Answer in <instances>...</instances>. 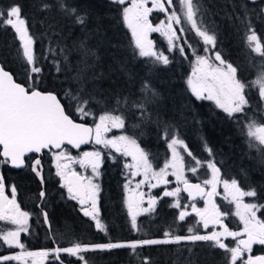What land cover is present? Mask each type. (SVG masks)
Masks as SVG:
<instances>
[{
  "label": "trees",
  "instance_id": "1",
  "mask_svg": "<svg viewBox=\"0 0 264 264\" xmlns=\"http://www.w3.org/2000/svg\"><path fill=\"white\" fill-rule=\"evenodd\" d=\"M13 2L22 6V15L35 39L37 66L42 68L36 86L44 91H54L67 107L69 100L65 98L64 93L67 90L75 92L80 87L79 82L73 79L80 73L84 78L86 93L94 97L90 107L95 115L80 118L70 109L69 114L74 119L94 125V120L98 119L103 111L115 109L114 114L123 115L126 125L116 133L135 138L149 153V159L156 170L163 167L170 156L168 145L163 138L165 125H171L179 132L180 138L196 158H209L204 150V141H207L223 176L227 179H237L243 188L247 189L249 185L256 187L259 198H252L251 201L264 204V152L250 148L242 131L246 117L264 122V102L260 101L255 88H249L247 96L250 107L244 114L229 118L213 101L197 100L192 96L186 84L194 60L192 49L200 55L205 54L202 42L193 32L184 33L188 43L192 45V49L185 45L187 58L181 56L178 51L169 53L167 42L166 45L158 43L157 48H161L171 62L166 66L154 65L150 58L134 54L130 31L120 19L123 6L112 3L111 0H65L69 7H75L80 14H86L87 19L83 26L74 23V16L65 15L57 0H45L52 5L47 10L41 8L42 0H0V9L7 8ZM199 3L202 5L204 23L216 33L215 50L221 52L224 60L237 67V75L242 81L248 83L254 80L264 65V60L247 47L245 23L251 21L258 36L264 41V13L260 11L264 8V0H199ZM81 41H84L86 49H90L94 54H87L85 49L80 47ZM62 48L65 49L63 53L60 51ZM18 49H21V42L14 29L0 25V62L18 81L27 86L28 77ZM54 61L60 62V72L56 71ZM145 80L150 82L158 95L153 103L147 105L151 120L141 122L138 110L130 105L118 106L116 100L125 97L132 101L141 100V85ZM137 124L140 127H135ZM230 147H235V150L232 151ZM67 150L78 153L69 147ZM103 152L107 154V151ZM239 153L241 156L246 154L242 164L239 162ZM50 159L52 155L46 152V196L42 207L48 212L50 236L41 209L37 206L40 184L30 168L15 170L8 165H1L5 182H13L16 185L19 201L31 216L29 231L20 235L25 250H50L55 248L56 244L65 248L70 247L73 242H132L164 235L169 224L163 223L161 231L156 230L155 211L145 219L142 217V222L138 220L137 229L132 228L131 217L123 200V179L118 177V169L111 164L101 168L99 179L100 219L106 226V233L96 230L93 223L83 218V214L75 205L76 201L61 184L54 168L49 167ZM180 195L182 200H187L182 191ZM170 202L171 197L162 196L163 208L170 205ZM163 215L167 216V209L163 210ZM257 216L264 219V209L258 211ZM143 220H146L145 223ZM8 228H12L10 222L0 221V229ZM200 245L201 243L193 242L155 244L138 247L135 254H132L129 248H118L88 251L82 255L88 264H143L144 257H148L151 264H225L223 250L209 245H205L204 249ZM17 251L16 247L9 248L0 244V255L14 254ZM59 256L65 262L82 264L77 257L66 253H60ZM3 264L22 262L13 260ZM47 264L61 263L50 254Z\"/></svg>",
  "mask_w": 264,
  "mask_h": 264
},
{
  "label": "snow or ice",
  "instance_id": "2",
  "mask_svg": "<svg viewBox=\"0 0 264 264\" xmlns=\"http://www.w3.org/2000/svg\"><path fill=\"white\" fill-rule=\"evenodd\" d=\"M112 3L123 6L120 11V19L123 25L130 31L131 47L135 55L150 58L151 63L168 65L171 61L169 56L155 49L154 42L150 39V34L161 33L168 42V52L178 51L181 56L187 58L185 45L192 49L184 36L186 32H193L203 44L204 55H200L192 49L194 60L192 61V72L186 80L188 90L197 100L213 101L216 107L222 109L229 118H234L236 114H244L250 107L247 96L249 88H255L261 102H264V65L258 72L256 78L248 83L242 81L237 73V67L223 59L221 52L216 51L217 36L215 31L210 30L203 20L202 5L199 0H111ZM59 8L65 15L74 16V23L84 25L86 14H80L75 7H69L65 0H57ZM152 6L149 7L148 5ZM126 5V6H125ZM52 5L42 0L41 8L47 10ZM156 9L165 13V20L158 25H153L149 19L150 13ZM264 13V8H261ZM246 19V14H245ZM242 22H244L242 20ZM0 25L10 26L17 34L21 42V49L18 55L25 65L28 77V84L17 83L13 75L0 65V165H11L14 168L31 167V170L40 178L43 184L42 166L39 158L30 163H26L28 154L41 153L43 150L56 149L53 153L57 164V175L63 180V186L67 188L69 196L74 200H79L81 210L87 217L95 221V227L106 233V226L98 218L97 199L100 191L99 185L93 182V176L100 175L98 168L102 162V152L100 150L85 151L81 157L73 158L66 155L65 144L80 148L81 145L94 143L102 145L106 149H114L115 152L123 156H130L133 163L125 164V168L135 169L132 176L143 175L144 179L137 183L149 184L151 188L159 185L171 183L167 177L175 176L177 185L183 184V189L179 186L171 191L165 190L164 197L176 198V203L172 207L181 208L180 192H187L191 200L197 197L205 199V207L198 208L195 203L184 205L179 212V221H184L191 213L186 209L191 207L192 212L200 219L203 227L208 229L209 225H219L222 230L211 231L207 234H199L193 227L188 228V235H172L165 232V239L137 240L132 242H108L102 244H82L73 242L70 247H55L38 252L25 251V245L20 240L22 232H28V220L30 213L22 211L17 202V188L13 184L6 186L3 175H0V221L10 222L14 228L12 230L0 229V244L9 248H19L20 252L13 255H0V264L7 261H21L28 264V258H32V264H43L50 254L59 260L60 253L77 257L82 264H88L82 253L94 250H111L118 248H129L132 254L136 253L138 247L144 245L179 243L180 241H204L210 247L223 250L225 264H264V255L252 256L254 244L264 245V219L257 216V212L264 209V204L245 203L244 198L258 199L256 187L248 186L247 190L242 188L240 182L235 179H223L221 169L217 166L213 150L204 141V150L210 157L207 161L196 159L193 153L188 150L184 140L180 138L179 132L171 125L163 128V138L171 150V159L166 160L164 166L155 170L149 159V153L141 148L137 140L128 135L113 136L108 138L106 134L111 129H124L125 119L123 115L114 114L112 111H103L98 119L94 120V127L86 123H78L69 110H74L76 116L83 118L94 116L90 104L94 97L86 93L84 78L80 73L73 79L77 80L80 87L73 92L67 90L65 98L69 100L66 107L54 91H42L36 86L42 68L37 66L38 60L34 50L35 39L30 34L26 24V19L22 15V6L18 3H11L7 8L0 9ZM51 27V25H50ZM245 42L252 53L264 60V41L258 36L251 21L245 23ZM183 41V43H181ZM80 47L85 49L87 54L91 53L86 49L84 41L80 42ZM50 51H53L50 49ZM61 53L65 49H60ZM209 53H212L211 55ZM67 61V56L64 57ZM218 62V63H217ZM56 71L60 72V62H53ZM142 99L132 101L129 97L122 100L117 98L118 106H131L139 111L141 122L151 120L148 112V104L154 102L158 93L145 80L141 85ZM135 127H140L139 124ZM242 131L247 138L250 148H257L264 152V122L255 118H247L243 124ZM181 151L186 152L194 161L195 166L187 167ZM109 157L115 159L109 152ZM61 160H75L82 167L90 166L93 176H82L74 170L68 171V164H61ZM206 168L211 172V178L201 183H191L185 176V171L195 175L199 168ZM169 169H172L169 173ZM155 179L156 183H151ZM223 186L225 199L229 197L230 203L236 207L235 216L239 217L243 227L239 231L231 230L224 219L228 213L221 212L215 204L213 197L219 195L217 187ZM6 187L10 189V196L6 194ZM128 188V185H125ZM210 189V190H209ZM41 199L45 196L42 190L39 193ZM143 193H135L127 198L128 212L131 217L133 229H137V216L141 213H152L155 210L157 197H149L148 206L142 207ZM162 198V197H161ZM84 205H90L83 207ZM45 223L48 222V213L41 210ZM228 237L233 238L234 245L225 243ZM247 254V257L245 258ZM61 264L63 262L61 261ZM143 264H151L148 257L143 258Z\"/></svg>",
  "mask_w": 264,
  "mask_h": 264
},
{
  "label": "flooded vegetation",
  "instance_id": "3",
  "mask_svg": "<svg viewBox=\"0 0 264 264\" xmlns=\"http://www.w3.org/2000/svg\"><path fill=\"white\" fill-rule=\"evenodd\" d=\"M149 7H151L152 5L151 4H149L148 5ZM149 19H150V21L152 22V24L155 26V25H158V24H160V22L161 21H164L165 20V13H162V12H160V11H158V10H156V9H154L153 10V12L152 13H150V15H149ZM162 34L161 33H158V32H154V33H151L150 34V39L154 42V45L156 46L158 43H160V44H162V41H161V39H162ZM164 37V36H163ZM165 43V42H164ZM163 43V44H164ZM16 78V77H15ZM17 80V79H16ZM94 127V126H93ZM112 133H116V132H112ZM120 135H127V134H120ZM88 146H90V145H88ZM88 146H85L84 148H82V149H80V150H78L77 152L79 153V152H81V151H84ZM141 146V145H140ZM67 147L68 146H65L64 147V149H66L67 150ZM101 152H102V162L100 163V165H99V168H98V171H99V173H100V175L98 176V177H94L93 178V182L94 183H96V184H98L99 185V188H100V182H99V179H100V176H101V168L103 167V166H105L106 164L107 165H112V166H114V167H116L117 169H118V177H121L122 179H123V183H124V191H123V186H122V192H123V194H124V204L126 205V207H127V203H126V192L127 191H129L130 189H129V187H131V189L135 192V193H142V189H137L136 187H135V182H136V179L137 180H139L140 179V181L142 180L141 179V177H142V175H137V176H135V177H132V175H131V172L129 171V169L128 168H125V164L126 163H130V156H123L121 153H117V152H115V150L114 149H106V148H104L102 145H101ZM70 148V147H69ZM141 148H142V146H141ZM70 149H72V148H70ZM73 150V149H72ZM75 151V150H74ZM103 151H107V154L106 153H104ZM46 152H48V151H45L44 153H43V157H42V172H43V178H44V169H45V164H44V155H45V153ZM54 151H49L48 153L50 154V155H52V153H53ZM71 152V151H70ZM109 152H111V154H112V156H114L115 157V159H112V158H110L109 157ZM28 157H30V159L29 158H26V163H28L29 165H30V163L35 159V157H36V155H29ZM53 161H54V158L52 157V159H50V166L49 167H53L54 168V170L56 171V173H57V169H56V167H55V165L53 164ZM9 166V165H8ZM77 168L76 169H78L79 170V168H80V171H78V170H74V171H77L80 175H82V176H88L87 175V173H83V170H82V166L79 164V163H77ZM217 166L219 167V165L217 164ZM10 167V166H9ZM11 168V167H10ZM25 168H28V167H23V168H19V169H25ZM29 168H30V170H31V167L29 166ZM69 168H71V166H69ZM74 168V167H73ZM12 169H15V168H12ZM19 169H15V170H19ZM221 169V168H220ZM31 173L34 175V177H35V179L38 181V183L40 184V190H39V193H40V191L42 190V189H44V192H45V185H44V187H42V185H41V182L38 180V178H37V176L35 175V173H33L32 172V170H31ZM0 175H3V172H2V166L0 165ZM223 174H222V171H221V176H222ZM4 177V176H3ZM59 177V179H60V182H61V184H63V180L61 179V177L60 176H58ZM224 177V176H223ZM167 179L170 181L171 179H172V176L171 175H169L168 177H167ZM4 181H5V179H4ZM191 181H198V180H191ZM171 182V181H170ZM199 182H201V181H199ZM13 183V182H12ZM12 183H6L5 182V184H6V186H11V185H13ZM44 183H45V179H44ZM202 183V182H201ZM128 185V188L126 189L125 188V185ZM145 184H147V183H145ZM173 186H172V183H169L168 185H163V184H161V185H159L158 187H156V188H151L150 186H145V188H143L144 190H149V193H150V197H157L158 199H157V203H156V207H155V213H156V217H157V219H156V225H157V229L156 230H159V231H161V229H162V227H163V223L165 224V223H168L169 224V226L168 227H166V230L164 231V232H169V233H171V234H173V233H175V234H173V235H180V236H183V235H187V234H189L188 233V228L189 227H193L194 228V230H196L197 229V232H199V234H207L208 232H211V231H220V230H222L221 228H220V226L219 225H217V226H212V225H209V227H208V229H205L204 227H203V224H202V222L201 223H197L198 221H199V217L195 214V213H193L192 212V210L191 209H188V212L189 213H191V215H189V216H187L186 218H185V220L184 221H179V219H178V214L176 213V210L171 206V205H168V206H165L166 208H163V206H162V203H161V201H162V194H163V192L165 191V190H171V188L172 189H174V188H176L178 185H177V182H176V180L173 182ZM15 185V184H14ZM183 185V184H182ZM16 186V185H15ZM166 186V187H165ZM179 186H180V184H179ZM180 188H181V186H180ZM129 189V190H128ZM152 189V190H151ZM182 189V188H181ZM143 190V191H144ZM133 191H132V194H133ZM217 191L219 192V186L217 187ZM183 192V191H182ZM101 193V188H100V191H99V193H98V199H97V208H98V218L100 219V214H101V208H100V194ZM184 193V192H183ZM6 194H8L9 196H10V189L8 188V187H6ZM185 194V193H184ZM186 195V194H185ZM45 196H46V192H45ZM44 196V197H45ZM187 196V199H188V203H194L195 201H200L202 198H197V199H195L194 201L193 200H190L189 199V197H188V195H186ZM19 193H18V189H17V196H16V199H17V202H18V204L20 205V208H21V210L22 211H25V212H28V211H26L25 209H23V205L21 204V202L19 201ZM44 197H43V199H44ZM40 199H41V197H40ZM40 199H39V201H40ZM43 199H42V202H43ZM39 201L37 202V206H38V208H40L41 210L43 209V210H46V209H44L43 207H42V203L40 204V205H38V203H39ZM76 201V207L80 210V212L83 214V211L81 210V208H82V206L80 205V203H79V200H75ZM217 206H218V208H219V210L221 211V212H226V213H228V215H227V217L224 219V223L225 224H227L228 225V227L231 229V230H233V231H239L242 227H243V225H242V223L240 222V220L237 218V216H235V211H236V208H233L232 206H233V203H230V202H221V200H219L218 201V203H215ZM83 207H88L89 208V210H90V205H84ZM198 208H202L201 207V201L199 202V207ZM127 209H128V207H127ZM166 210L167 209V216L166 217H164V215H163V210ZM29 213V212H28ZM48 213V212H47ZM147 215H149V214H145V215H142V213L140 214V215H138L137 216V222H138V220L139 221H141L142 220V217H144L143 219H145V218H147L148 216ZM168 215H171V217H168ZM83 218L84 219H86V221L87 222H90V223H93V225L95 226V221L94 220H92V218L91 217H87V216H85L84 214H83ZM48 219H49V216H48ZM43 220H44V218H43ZM101 220V219H100ZM164 220H167V222L166 221H164ZM146 221V220H145ZM145 221L143 220V222L145 223ZM49 222H50V220H49ZM101 222H102V220H101ZM142 222V221H141ZM30 223H31V216L29 217V220H28V227L30 226ZM103 223V222H102ZM179 224V225H178ZM51 225V224H50ZM45 226H46V224H45ZM137 226H139V223H137ZM46 228H47V226H46ZM51 228V227H50ZM47 230H48V233H49V236H50V234H51V229H48L47 228ZM96 230H98L97 228H96ZM164 236V235H163ZM163 236H161V237H163ZM161 237H158V238H161ZM165 237V236H164ZM185 242H193V241H183L182 243H185ZM225 243H228L230 246H235L234 245V241H233V238H231V237H228L227 239H225V241H224ZM193 243H201V245H200V247H203L204 249L206 248L205 247V245H209L207 242H204V241H195V242H193ZM169 244V243H168ZM161 245V244H160ZM252 256H261V255H264V245H259V244H254L253 245V247H252V252L250 253ZM247 257V254H246V256H245V258ZM59 261V260H58Z\"/></svg>",
  "mask_w": 264,
  "mask_h": 264
},
{
  "label": "rangeland",
  "instance_id": "4",
  "mask_svg": "<svg viewBox=\"0 0 264 264\" xmlns=\"http://www.w3.org/2000/svg\"><path fill=\"white\" fill-rule=\"evenodd\" d=\"M161 41H162V43H164V45H166V42H167V39L165 38V37H163L162 36V39H161ZM167 44H168V42H167ZM154 47H155V49H157V50H160V51H162L161 50V48H157V46H155L154 45ZM218 63V62H217ZM192 72V71H191ZM94 126V125H93ZM119 129H116V128H113V129H111V131L110 132H108L107 134H106V136L108 137V138H111V137H113V136H120V134L121 133H112V132H116V131H118ZM128 136H130V135H128ZM132 137V136H131ZM225 144H229L228 143V141H226L225 140ZM188 147V146H187ZM101 145H95L94 143H92L90 146H88L84 151H81V152H79V153H72V152H70L69 150H66V149H63L64 151H65V153H66V155H69V156H71V157H73V158H79V157H81V155H82V153L83 152H85V151H88V152H91V151H95V150H100L101 151ZM230 149L233 151V150H235V147L234 148H232V147H230ZM188 150H189V148H188ZM169 151H170V156L167 158V160H170L171 159V150L169 149ZM54 152H56V151H54ZM53 152V153H54ZM53 153H52V157L54 158V161H53V164L55 165V167H56V164H57V161H56V159H55V157L53 156ZM181 155H183L184 156V162H185V165H186V168L187 167H192V166H195V164H194V161L192 160V158L191 157H189L188 155H187V153L186 152H183V151H181ZM194 155V154H193ZM239 162L242 164V161H243V158L244 157H246V154H243V155H245V156H241V154L239 153ZM195 156V155H194ZM234 155H231V157H233ZM196 159H198V160H200V161H202V162H204V161H207V160H209L210 159V157L208 158V159H200V158H196ZM59 163H61L62 165L63 164H68L69 166H71V168H69L68 169V171H71V170H78V169H76L78 166H77V163L75 162V160H72V161H69V160H61V161H59ZM131 163H133V161H132V158L130 157V163L129 164H131ZM74 167V168H73ZM57 169V168H56ZM82 170H83V173H87V175L88 176H93V173H92V169H91V167L90 166H87V167H82ZM156 170V169H155ZM159 170V169H158ZM157 170V171H158ZM78 171H80V168H79V170ZM129 171L130 172H132V171H135V169H129ZM169 171V173H171V171H172V169H169L168 170ZM81 172V171H80ZM172 176V175H171ZM185 176L188 178V180L189 181H191V180H198V181H201V182H203L204 180H206V179H210L211 178V172H210V170H208V169H206V168H199L198 169V172L195 174V175H193L192 173H190V172H187V171H185ZM95 176H93V178H94ZM132 177H135V176H132ZM222 177H223V175H222ZM141 179L143 180L144 179V177H143V175H142V177H141ZM223 179H227V178H225V177H223ZM176 180V178H175V176H172V179L170 180L171 181V183H172V186L174 185L173 184V182ZM139 181H140V179L139 180H137L136 179V182H135V187H136V185H137V183H139ZM151 183H156V180L155 179H153L152 181H151ZM145 186H149V184H141L140 185V187L139 188H137L138 190L139 189H142V193L144 194V196H143V204H142V207H147L148 206V199H149V197H150V193H149V190H144L143 188H145ZM180 186H181V188H182V184H180ZM243 188V187H242ZM130 189V190H129ZM129 191H127L126 192V201H127V198L129 197V195H132V189H131V187H129ZM144 190V191H143ZM152 190V189H151ZM171 190H172V188H171ZM171 190H168V191H171ZM210 190V189H209ZM245 190H247L246 188H245ZM218 192V191H217ZM219 195H217V196H215V197H213V200H214V202L215 203H218V201L219 200H221V202H229L230 201V197L226 200L225 199V192H224V190H223V186H222V184L221 185H219ZM182 198L183 197H181V195H180V204H181V208H176V207H173L175 210H176V213L179 215V212L181 211V210H183V206L184 205H190V204H192V203H188V199L185 201V200H182ZM251 199L252 198H249V197H245L244 198V202L245 203H253L252 201H251ZM201 207L202 208H204L205 207V199L204 198H202L201 200ZM200 201H195L194 203H195V205H196V207H199V202ZM176 203V198H174V197H171V202H170V205H174ZM88 206V205H87ZM156 207V206H155ZM233 208H236L235 207V204L233 203V206H232ZM188 209H191V207H188L186 210L188 211ZM192 210V209H191ZM155 211V210H154ZM154 211L152 212V214L154 213ZM145 214H149V213H142V215H145ZM151 214V213H150ZM238 219H239V217H237ZM12 226V225H11ZM14 228V226H12V228H8V229H6L5 231H7V230H12ZM194 231H197V229L196 230H194ZM173 235V234H172ZM188 235V234H187ZM184 236V235H183ZM166 237H161V238H158V237H154V238H151V239H165ZM151 239H147V240H151ZM181 242H183V241H180L179 243H181ZM46 248H44V249H37V250H25V251H32V252H38V251H41V250H45ZM21 251V249H19L18 248V251L16 252V253H18V252H20ZM16 253H14V254H16ZM8 255H13V254H8ZM49 257H50V255H49ZM49 257L46 259V260H44L43 261V264H47V262L49 261ZM28 264H32V258H28Z\"/></svg>",
  "mask_w": 264,
  "mask_h": 264
},
{
  "label": "water",
  "instance_id": "5",
  "mask_svg": "<svg viewBox=\"0 0 264 264\" xmlns=\"http://www.w3.org/2000/svg\"><path fill=\"white\" fill-rule=\"evenodd\" d=\"M0 65H2V63L0 62ZM5 68V67H4ZM5 70L6 71H8V72H10L12 75H13V77L15 78V76H14V74L10 71V70H8V69H6L5 68ZM16 79V78H15ZM16 82L17 83H21V84H24V83H22V82H20V81H18V80H16ZM25 85V84H24ZM26 86V85H25ZM41 90V89H40ZM42 91H44V90H42ZM58 96V95H57ZM59 97V96H58ZM62 102V101H61ZM74 119V118H73ZM76 120V119H75ZM78 123H86L87 125H89V126H92L93 127V125H91L90 123H87V122H84V121H81V120H76ZM91 143H89V144H84V145H81L80 146V148H75V147H73L72 145H67V144H65V146H68V147H70V148H72L73 150H75V151H78V150H80V149H82V148H84L85 146H88V145H90ZM64 146V147H65ZM53 151H57L56 149H52ZM45 151H51V150H48V149H45V150H43L41 153H33V154H28V156L29 155H36V157H35V159H37V158H39L40 160H41V166H42V157H43V153L45 152ZM34 159V160H35ZM33 160V161H34ZM11 168H14V167H12L11 165H9ZM15 169H19V168H15ZM77 172V171H76ZM78 173V172H77ZM42 175H43V172H42ZM38 178V180L41 182V180H40V178L39 177H37ZM191 183H201V182H199V181H190ZM202 184V183H201ZM41 185H42V187H44V185H45V183H44V180H43V184L41 183ZM182 189H183V185H182ZM43 191H44V189H42ZM41 190V191H42ZM40 191V192H41ZM184 192V191H183ZM186 195H188V193L187 192H184ZM188 197H189V195H188ZM197 198H199V197H197ZM196 198V199H197ZM190 199V198H189ZM191 200V199H190ZM42 203V199H40V201H39V203H38V205H40ZM43 211H45V212H47L46 210H43ZM44 218V217H43ZM44 222H45V220H44ZM46 224V226H47V228L48 229H50V222H49V219H48V222L47 223H45ZM55 247H58V245L56 244L55 245ZM61 261L63 262V264H76L75 262H65V261H63L61 258H60V256H59V262L61 263ZM108 264H129V263H124V262H117V263H108Z\"/></svg>",
  "mask_w": 264,
  "mask_h": 264
}]
</instances>
